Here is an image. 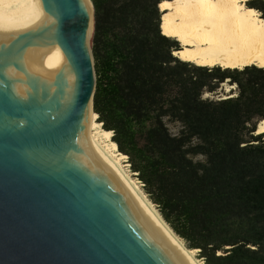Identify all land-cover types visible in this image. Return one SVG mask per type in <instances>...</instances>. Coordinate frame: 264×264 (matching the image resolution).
<instances>
[{
    "label": "trees",
    "instance_id": "trees-1",
    "mask_svg": "<svg viewBox=\"0 0 264 264\" xmlns=\"http://www.w3.org/2000/svg\"><path fill=\"white\" fill-rule=\"evenodd\" d=\"M164 1L172 0H91L92 83L82 111L203 264H264V134H255L264 68L177 58L181 43L163 30ZM247 6L264 19V0ZM225 84L235 93L204 98Z\"/></svg>",
    "mask_w": 264,
    "mask_h": 264
},
{
    "label": "water",
    "instance_id": "water-1",
    "mask_svg": "<svg viewBox=\"0 0 264 264\" xmlns=\"http://www.w3.org/2000/svg\"><path fill=\"white\" fill-rule=\"evenodd\" d=\"M41 2L45 23L0 36V264H194L81 123L91 0ZM54 44L58 85L42 73Z\"/></svg>",
    "mask_w": 264,
    "mask_h": 264
},
{
    "label": "bare ground",
    "instance_id": "bare-ground-1",
    "mask_svg": "<svg viewBox=\"0 0 264 264\" xmlns=\"http://www.w3.org/2000/svg\"><path fill=\"white\" fill-rule=\"evenodd\" d=\"M249 1L251 0L162 2L160 9L164 13V34L178 39L182 46L174 55L207 67L243 69L246 66L258 65L264 68V19L258 16V11L246 7L245 4ZM84 2L89 12H92L90 0ZM46 20L41 0H0V36L28 33L40 27ZM63 69L64 59L54 44L43 58L42 73L46 82L58 85L60 80L67 76ZM81 123L122 170V157L119 158L120 155L114 151L107 135L97 130L83 111ZM94 131L96 132L93 133ZM257 131L256 134H264V120L260 122ZM102 139L106 142H102ZM122 172L124 173L123 170ZM126 177L134 186L131 178L127 175ZM134 187L138 191V188ZM146 203L190 260L199 264L192 256L197 250H187L151 205L147 201Z\"/></svg>",
    "mask_w": 264,
    "mask_h": 264
},
{
    "label": "rangeland",
    "instance_id": "rangeland-1",
    "mask_svg": "<svg viewBox=\"0 0 264 264\" xmlns=\"http://www.w3.org/2000/svg\"><path fill=\"white\" fill-rule=\"evenodd\" d=\"M252 1V0H251ZM250 2V1H249ZM248 2V3H249ZM247 3V4H248ZM247 4H245L246 6H247ZM248 7V6H247ZM251 8V7H250ZM258 16H261V13H259L258 14ZM162 20L164 21V15H163V17H162ZM162 21V22H163ZM181 43V42H180ZM182 47V46H181ZM179 58V57H178ZM217 67H219V66H217ZM220 68H222V67H220ZM223 69V68H222ZM233 88L234 87H231V86H229L228 84H225L224 86H222V88H221V90H219L218 91V93H220L221 95H210V94H205L204 95V98H210V99H216V98H219L220 96H223L224 98L225 97H227V95H230L231 94V89H232V93H235V90H233ZM97 119V118H96ZM95 119V120H96ZM99 126H98V128H97V130H103L102 129V127H101V124H98ZM258 127H259V124H258V126H257V130H258ZM170 128L172 129V131H174V132H177L178 131V127H177V125H170ZM96 131H94L93 133H95ZM109 132V131H108ZM258 131H256V133H257ZM255 133V134H256ZM256 135H259V134H256ZM111 140H112V134H111ZM102 142H106V140H104V139H102L101 140ZM116 145V144H115ZM116 148H117V146H116ZM117 150H118V148H117ZM119 152V151H118ZM119 154H120V157L119 158H121L122 157V160H121V162H120V164H121V166H122V170L124 171V173L129 177V178H131L130 180H132L134 183H135V185L134 186H136L137 188H138V192H139V194L151 205V207H152V209L161 217V215H160V213H159V211H158V209L156 208V206L148 199V197H147V195L145 194V192H144V190H143V185L141 184V182L136 178V175L135 174H133L132 173V171H131V166H130V163H129V161H128V159H127V157L126 156H124V155H122V153H120L119 152ZM162 218V217H161ZM165 222V221H164ZM173 232V231H172ZM174 233V232H173ZM176 236V235H175ZM176 237H178V236H176ZM179 238V237H178ZM180 239V238H179ZM180 242H181V244L187 249V250H189L187 247H186V245H185V242L182 240V239H180ZM198 252H193L192 253V256L194 257V259L195 260H197V262L199 263V264H203V262L200 260V259H198Z\"/></svg>",
    "mask_w": 264,
    "mask_h": 264
}]
</instances>
